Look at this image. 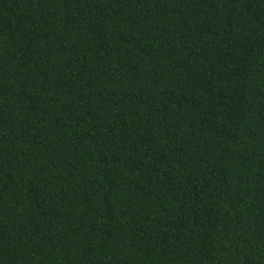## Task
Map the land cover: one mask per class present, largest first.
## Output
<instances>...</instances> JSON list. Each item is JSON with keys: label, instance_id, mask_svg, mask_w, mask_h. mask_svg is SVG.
<instances>
[{"label": "trees", "instance_id": "obj_1", "mask_svg": "<svg viewBox=\"0 0 264 264\" xmlns=\"http://www.w3.org/2000/svg\"><path fill=\"white\" fill-rule=\"evenodd\" d=\"M0 264H264V0H0Z\"/></svg>", "mask_w": 264, "mask_h": 264}]
</instances>
